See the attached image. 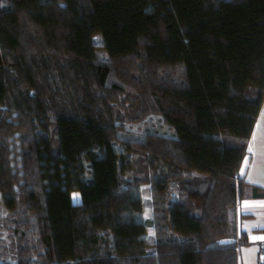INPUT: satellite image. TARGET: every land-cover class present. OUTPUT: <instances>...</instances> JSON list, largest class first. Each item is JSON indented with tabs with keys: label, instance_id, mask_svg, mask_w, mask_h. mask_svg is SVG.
Segmentation results:
<instances>
[{
	"label": "trees",
	"instance_id": "1",
	"mask_svg": "<svg viewBox=\"0 0 264 264\" xmlns=\"http://www.w3.org/2000/svg\"><path fill=\"white\" fill-rule=\"evenodd\" d=\"M263 99L264 0H0V264H236Z\"/></svg>",
	"mask_w": 264,
	"mask_h": 264
},
{
	"label": "crops",
	"instance_id": "2",
	"mask_svg": "<svg viewBox=\"0 0 264 264\" xmlns=\"http://www.w3.org/2000/svg\"><path fill=\"white\" fill-rule=\"evenodd\" d=\"M255 131L242 165V176L252 185L264 187V130L257 136ZM240 218V230L248 234L250 245L238 251L236 264H258L260 245L264 240V199L244 200Z\"/></svg>",
	"mask_w": 264,
	"mask_h": 264
},
{
	"label": "rangeland",
	"instance_id": "3",
	"mask_svg": "<svg viewBox=\"0 0 264 264\" xmlns=\"http://www.w3.org/2000/svg\"><path fill=\"white\" fill-rule=\"evenodd\" d=\"M128 127L133 128L136 131H140L141 133H168L169 128L163 123L161 116L152 115L147 119L140 121L139 123H133L128 121ZM256 136L259 135L261 130H264V99L261 106V112L257 121V126L255 129ZM171 134V133H168ZM249 148V147H248ZM140 168L136 169L139 177H142V173L140 172ZM135 176H137L135 174ZM147 177V176H145ZM141 194L144 202L146 203L145 207V216L147 219L153 222V225L150 228V235L154 238L158 237L163 233H166L165 226V213L164 208L167 207L165 203H163V198L158 197L156 192L153 190L151 182L143 183L141 187ZM1 198V195H0ZM82 201L81 194L79 192H73L71 195V203L72 204H80ZM7 215L8 213L5 210L3 204L0 203V239L3 236L4 241L9 244V231L6 228L7 225Z\"/></svg>",
	"mask_w": 264,
	"mask_h": 264
},
{
	"label": "built area",
	"instance_id": "4",
	"mask_svg": "<svg viewBox=\"0 0 264 264\" xmlns=\"http://www.w3.org/2000/svg\"><path fill=\"white\" fill-rule=\"evenodd\" d=\"M258 264H264V240L261 242V245H260Z\"/></svg>",
	"mask_w": 264,
	"mask_h": 264
},
{
	"label": "snow or ice",
	"instance_id": "5",
	"mask_svg": "<svg viewBox=\"0 0 264 264\" xmlns=\"http://www.w3.org/2000/svg\"><path fill=\"white\" fill-rule=\"evenodd\" d=\"M251 150V149H250Z\"/></svg>",
	"mask_w": 264,
	"mask_h": 264
}]
</instances>
